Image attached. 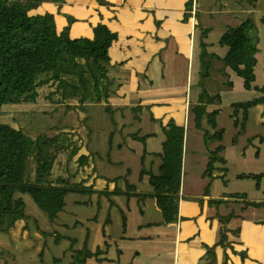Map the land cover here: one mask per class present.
<instances>
[{"label": "trees", "instance_id": "trees-1", "mask_svg": "<svg viewBox=\"0 0 264 264\" xmlns=\"http://www.w3.org/2000/svg\"><path fill=\"white\" fill-rule=\"evenodd\" d=\"M62 1L0 0V115L5 105L36 103L38 90L44 88L49 90L45 95L49 102L69 108L71 105L67 102L75 101L72 106H76L82 113L87 114L89 106L102 105L103 113L107 116L102 122V140L97 137L94 142L92 140L81 146L80 142L74 143V138L65 133H55L52 136L40 133L31 138L21 128L0 122V233L8 234L18 221L37 220L36 216L33 217L26 211L24 196L27 195L37 209L45 214L42 216L47 226L53 228L52 233L36 227L41 238L51 237L55 244L61 240L68 241L71 254L67 264H86V260L97 253V249L91 251L87 247L88 230L85 229L84 233H81L83 243L77 247L80 231H73L72 227L62 221L63 215L68 214L69 208L74 204V197H80L76 203L84 206L90 202L92 204L91 198L95 195L98 198L96 214L101 207V198H107L109 205L113 204L109 199L111 196L135 197L139 201L151 198L161 213V224L176 222L185 130L172 120L165 125H159L162 134L160 151L151 153L159 159L158 166L156 170L141 167L139 171V179L147 177L150 192L137 193L135 187L127 182L123 190L115 185L111 191L107 186L97 191L94 185L87 184V178H82L81 175L85 168L90 164L97 165V161L102 157L110 158L109 153L113 148H121L120 144L114 146V138L123 137L124 129L129 127L130 123L119 125L112 117L114 110L110 106L115 87L114 81L109 77L108 49L117 39L116 33L111 32L106 25L98 23L92 29V38H70L68 27L73 22L72 18L67 17V26L58 32L51 14H31L43 3L60 6ZM97 2L105 4L102 0ZM192 10L193 0H187L183 20L190 17ZM196 16L194 13L195 19ZM236 16L238 17L229 13V19L223 22L222 32L213 45L224 49L222 55L210 53L207 49L211 46L205 42L210 29L202 28L198 21L195 24L198 36L196 59L199 64V78L195 101L188 107L192 127L200 133L201 142L206 149L207 162L203 177L220 178L224 185L227 184L225 176L228 171L225 167L226 159L222 156L225 128L218 127L216 122V117L221 113L223 94L220 91H208L205 87L208 78L219 74L224 78L222 85L231 89L233 83L230 76L233 75L241 81L242 90L253 93L248 100L232 101L228 105L227 118L235 130L232 143L245 134L251 109L260 106L264 116V83L256 84L255 76L260 44L259 27L249 14L234 23ZM259 23L264 26V15L259 18ZM215 63L219 66L214 67ZM211 105L214 108L209 110ZM117 111L124 117L121 109ZM127 111L136 114L141 111V107H130ZM151 121L155 119L151 117ZM262 126L264 127V123ZM138 134L139 131L130 134L127 132L126 136L142 144L143 158L148 154L145 140L152 134ZM96 135L98 136V133ZM254 142L263 145L264 133L247 137L245 149L252 146L257 152L258 148ZM80 148H83L84 152H79ZM72 162L74 164H71ZM65 171L69 175L63 176ZM215 172L221 175H213ZM235 178L251 180L254 190L261 192L264 197V170L259 173L240 172ZM119 179L120 177H115L112 181ZM203 196H208L207 187ZM246 198L245 193H233L207 201L208 207L215 209L214 215L209 219H216L220 227L214 244L203 245L204 253L198 264H216L215 249L218 247L223 251L222 264H227L226 250L233 251L229 235L238 237L240 231L239 228L230 230L227 224L234 219H243V216L234 210L233 204L242 203L240 211L249 207H264V199L248 201ZM221 206L229 211L219 212L218 208ZM60 220L62 222L59 225L63 227L61 230L69 229L72 235L60 233L58 228L54 227ZM106 220L108 222V217ZM124 220L122 217V232L125 230ZM257 223L264 225V220ZM77 224L82 225L77 221L74 226ZM78 226L77 228L81 229ZM101 235L106 237L103 228ZM239 255L242 259L245 258L244 252ZM60 259L57 258V262H61Z\"/></svg>", "mask_w": 264, "mask_h": 264}, {"label": "crops", "instance_id": "crops-1", "mask_svg": "<svg viewBox=\"0 0 264 264\" xmlns=\"http://www.w3.org/2000/svg\"><path fill=\"white\" fill-rule=\"evenodd\" d=\"M102 1L105 4H99L97 0H63L60 6L43 3L31 14H51L58 32L67 26V17L72 18L73 22L68 27L70 38H92V29L98 23L106 25L111 32L116 33L117 39L108 49L109 77L114 81L115 87L110 106L113 108L114 104L120 105L117 109L141 107V113L155 119L152 122L157 123L158 131L150 132L152 136L145 140L148 154L143 158L142 144L131 140L126 136L127 132H123V137L117 136L120 140L114 143V146L120 144L121 148H113L109 153L110 158L102 157L97 161V165L90 164L86 167L85 172L81 174L82 178H87V184L94 185L97 191L106 186L111 191L115 185L123 190L127 182L135 187L137 193L150 192L147 177L139 179V171L141 167L156 170L159 159L151 153L160 151L162 134L159 125H165L172 120L185 130L177 220L174 223L161 224V213L154 199L146 198L139 201L135 197L127 198L123 195L111 196L109 199L112 205H109L107 198H101L99 201L101 207L96 214L98 198L93 195L92 204L90 202L84 206L76 203L80 197H74V204L69 208V213L63 215L70 219L71 224L64 221V217L62 221L75 232L79 231L77 229L79 224L74 226L77 221L82 224L78 226L83 230L80 233L88 230L87 247L91 251L97 249V253L96 256L88 258L86 264H198L204 253L203 245L214 244L220 227L216 219H209L214 215L215 209L209 208L207 201L214 196L209 191L208 196H203L205 187L212 182L203 177L207 162L206 149L201 142L200 133L193 129L188 117L189 104L196 98L192 97L190 90L191 65L193 61L195 62L196 53L195 24L198 20L193 15L183 20L187 0ZM197 3L198 8L201 7L198 0ZM192 31L194 39L190 41ZM211 46L207 49L212 48ZM219 49L223 54L224 49ZM214 77L215 75L210 76L206 84L210 85ZM230 77L232 83L235 82L234 87L236 83L241 87L238 78L233 75ZM218 82L222 86V80ZM231 90L232 92L228 91V94L233 93V88ZM219 91L224 94L223 90ZM222 105L219 116H227L229 107ZM259 108L260 129L251 130L250 112L245 134L237 138L236 143L241 140L245 144L244 148L247 137L264 133L262 108L260 106L253 108V112ZM224 128L225 134L227 129L231 132L228 144L233 147L232 138L235 130L232 125ZM137 144L141 148L139 156L136 155ZM254 145L258 148L256 153L252 147L254 155L261 154L264 144L254 142ZM199 146L204 147V150L199 149ZM114 158L117 162H113ZM128 159H134L136 162L126 161ZM95 167L99 170L96 171ZM191 170L193 172L189 176ZM115 177L120 179L113 182ZM122 177L124 179H121ZM193 199L194 201H191ZM218 210L221 213L229 211L222 206ZM150 214L153 217H150ZM122 217L125 219L124 232L121 228ZM132 217L136 218L133 223ZM62 221L56 222L54 227L59 228ZM257 222L253 218L243 216V219H234L227 224L230 230L236 228L240 230L238 237L229 235L234 252L226 250L227 264H264V225ZM102 228L106 237L101 235ZM167 229L170 231H166ZM148 231L152 232L154 237ZM82 235L78 239L77 247L83 243ZM146 243H150L152 248L142 249V245ZM240 252L245 253L244 259L240 257ZM222 253L221 248L215 249L216 264H222Z\"/></svg>", "mask_w": 264, "mask_h": 264}, {"label": "rangeland", "instance_id": "rangeland-1", "mask_svg": "<svg viewBox=\"0 0 264 264\" xmlns=\"http://www.w3.org/2000/svg\"><path fill=\"white\" fill-rule=\"evenodd\" d=\"M201 3V7L198 8L197 0H193V15L197 13V20L202 28H209V34L206 43L212 45V48L208 50L210 52H215L217 54H222V50L213 46L217 42V38L219 33L222 31V24L224 21L229 19V13H233L238 15L237 18L233 21L237 22L238 19H242L249 14L252 16L253 20L257 23L256 25L259 27V54L258 58V66L256 67V84L261 85L264 83V26L259 23V18L264 15V0H198ZM216 1L218 3H216ZM63 2V1H62ZM212 4V5H211ZM210 8H208V6ZM221 5H224L223 7ZM192 21V17L190 18ZM196 41L197 44V29H195ZM194 34L193 31L190 34V41H193ZM211 42V43H210ZM196 52V50H195ZM195 53V62L191 65V90L192 97H196L197 88L196 84L198 81L199 74V64L196 59ZM214 67H218V64H214ZM213 70V69H212ZM211 70V71H212ZM223 77L219 74L215 75L214 79L211 80V84H206L205 87L208 88V91L211 90L219 91L223 90V105L227 107L228 104L232 101H243L248 100L253 96V93L245 92L244 90H240L241 87L237 85L234 87L235 82L233 81V93L228 94V91L232 90L226 89L223 85L218 82L220 80L223 81ZM49 92L47 89H39L38 90V99L36 103L29 104H20V105H5L2 107V114L0 115V122L7 123L15 128H21L27 133L31 138H35L40 133H45L46 135L52 136L55 133H65L66 135H70L71 138L75 140L74 143H79L83 146L87 144L89 141L94 142L95 138H99L101 141L102 134V122L106 120L107 116L103 113L102 105H94L89 106L88 112L82 113L78 108L76 109L75 101H68L69 108H66L64 105H58L57 103H52L46 100L45 95ZM56 99V98H54ZM113 99V98H111ZM112 103V102H110ZM113 106V119L119 124L124 125L129 122L130 126L124 129V133L128 132L133 133L134 131L139 132L138 136H142L145 133L158 131L157 123L151 121V117L147 116L146 113H141V111L136 114L130 113L127 109H121L124 114V117L120 116L119 111H117V107L120 105L114 104ZM214 106H209L208 109ZM252 112V121H251V130H259V122L261 120L259 113L260 108ZM138 117V119H136ZM216 122L218 127L224 128L225 126H230L231 122L228 120L227 116L218 115L216 117ZM91 128V130H89ZM95 131V132H94ZM117 131V130H116ZM94 132V133H93ZM98 133V136L96 135ZM253 133V132H252ZM231 132L227 129V132L224 136V140L222 144L224 145V151L222 152V156L226 159V165L228 172L226 173L225 179H227V184L224 185L220 178L209 179L211 184L207 187L209 193H212L213 198H220L222 196H229L233 193H245L247 195L246 200L248 201H260L263 200V194L261 192L254 190L253 182L251 180H237L235 176L240 172H251V173H259L264 170V149L259 153V155H254L255 151L252 146L249 149H245V144L240 140L237 144L233 143V147H231L228 143L230 142ZM116 140H120L119 137L115 136L114 142ZM136 141V140H134ZM213 145V144H212ZM211 145V146H212ZM139 144H137V153L136 155H140L141 148ZM132 147H136L133 146ZM201 146H199V149ZM264 148V145L262 146ZM204 150V147L201 148ZM256 150V149H255ZM79 152H84L83 148H80ZM257 153V152H256ZM136 162L134 159H128L126 161ZM113 162H117V159H113ZM133 162V163H134ZM71 164H74L72 162ZM137 167H139L137 165ZM73 169V168H71ZM137 168L135 167L134 170ZM95 170L98 171L99 168L95 167ZM193 170L189 172V176L192 174ZM217 176L221 175L219 172H215ZM69 175L64 172L63 176ZM76 178H80L76 176ZM205 187V188H206ZM205 190V189H204ZM26 203V211L33 217H37L36 221L28 220L27 222L18 221L15 224V227L12 228L8 234L4 235L0 233V264H67L70 260L71 251L69 250V242L61 240L58 243H54L51 237H42L36 231V227L40 228L42 231L50 232L53 228L47 226V222L42 216V212L37 209L29 196H24ZM226 199V198H225ZM189 200V199H187ZM191 201H194L191 200ZM69 202V200H68ZM196 202V201H195ZM242 203L233 204V208L237 213L244 216L245 218H253L256 221L264 220V207L260 209L249 207L246 210H241ZM208 206V205H207ZM210 208V207H209ZM150 210V209H148ZM152 211V210H151ZM220 212V210H219ZM153 213V212H152ZM37 214V215H36ZM45 215V214H43ZM153 217L152 214L149 215ZM46 218V216H45ZM64 221L71 224L69 218L64 217ZM136 220V218L132 217L131 223ZM113 223V221H112ZM24 227V228H23ZM26 229V230H24ZM59 227L58 231L60 233L72 235L73 233L67 230H61ZM79 231H83L82 229L77 228ZM78 231V232H79ZM166 231H170L167 229ZM58 232V235L60 234ZM110 232H112L110 230ZM53 233V231H52ZM150 235L153 236V233L148 231ZM80 235H82L80 233ZM114 237H117L113 235ZM154 237V236H153ZM142 249H150L152 248L150 243H146L142 245ZM202 257V256H201ZM200 257V258H201ZM57 258H61L60 261L57 262ZM199 258V259H200ZM57 262V263H56ZM199 262V260H198Z\"/></svg>", "mask_w": 264, "mask_h": 264}]
</instances>
